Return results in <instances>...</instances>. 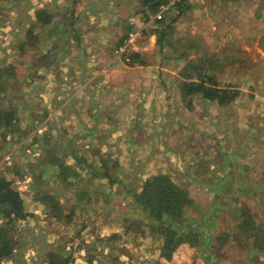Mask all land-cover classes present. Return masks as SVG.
I'll use <instances>...</instances> for the list:
<instances>
[{"label": "rangeland", "instance_id": "374dc122", "mask_svg": "<svg viewBox=\"0 0 264 264\" xmlns=\"http://www.w3.org/2000/svg\"><path fill=\"white\" fill-rule=\"evenodd\" d=\"M124 1L128 4L133 2V0ZM179 1L169 0L165 5L168 9L163 14V19L167 18V12L175 14L173 12H176L175 3ZM188 1L192 8L181 15L175 26L174 41L180 50L179 53L188 49L189 60L207 57L212 61L222 62L216 64L219 70L214 71L217 73L221 87L231 88L239 92V96L229 107L220 108L213 102L197 99L193 101V110L188 109L179 89L182 70L186 62L177 59L179 55L174 54L171 49L166 50L168 53L164 58L156 55L158 50L156 45L151 54L145 51L151 42L152 44L157 42L156 36L151 33L158 27V21H155L150 30H144L131 46V51H134L137 46L138 49H143L142 53L151 57L146 65L136 64L132 67L155 64L149 75H152L157 83H148L145 88H150V91L140 99L138 106L141 107L140 118H142L138 119L139 126L135 127L138 134L135 147L140 159H134V157L121 159L120 162L124 168L123 179L132 180L131 186H136L139 193L140 185L149 177L168 174L189 190L191 208L184 212L186 226L177 225L175 230L180 234L193 232L194 241L192 243L191 239L185 240L168 264H264V251L252 248L248 239L242 236H240L239 243L231 239L226 247L215 241V238L223 232L226 234L238 232L232 225L235 222L236 213H240L244 205L248 208L254 207L253 213L264 215V203L259 202V197H264V187L259 185L261 184L259 172L262 169L261 166H264V0ZM61 2L66 1L61 0ZM57 3L58 0L0 2V117L7 116L9 113L7 109L13 106L14 110L17 108L21 111V117L18 115V119L30 120L34 114L32 109L35 106L34 102L42 103L45 105L44 108L52 107L47 109V113L51 115L63 110V99L55 103L52 94L44 93L42 98L43 94L39 95L41 92L39 84L43 83L48 86L49 79L45 83V79L38 80L35 86L33 83L35 71L41 69V66L50 68L53 63L55 66L56 57L61 53L59 46L62 43L58 38L53 39V33L49 32V28L51 24L54 25L55 21L66 16L63 10L68 7H64L58 13L61 8H57ZM48 4H51L48 8L49 23L40 33V37L35 40L32 38L29 43L31 36L28 30L31 15L37 8ZM158 11L159 9L155 11L145 9L134 13L130 16L131 20L128 21V25L130 26V22L133 21L137 29H140L143 27L142 18ZM66 39L68 41V38ZM115 50L116 48L111 54V60L98 69L95 76L97 74V76H104L119 69L120 63L127 66L126 61L128 60L117 57ZM152 55L157 58V61ZM43 57L45 60L41 61ZM159 57L161 58L160 63ZM226 60H230L231 63H225ZM65 67L63 65L64 69ZM161 68L169 72H164V74ZM29 78L33 80L29 81ZM126 79L124 77L115 82L114 89L128 86ZM158 85L161 90L158 89ZM113 95L116 97V94L113 93ZM107 96L108 101L111 100L112 97L106 94ZM103 101L106 100L103 98ZM22 110H24L23 113ZM43 117L48 121L50 116ZM4 118L0 119V148L6 151L3 154L0 153V178L10 181L13 190H19L16 191L20 192L24 207L28 210L32 209L31 204L27 206L25 202L33 200L34 194L39 190H43L44 194L61 198L60 200L65 202V199L70 198V190L65 189L66 184L55 186V175L53 174L56 168L52 166L44 168L42 167V164H45L43 159L35 158L40 152L35 149L34 131L36 128L40 131L42 124L38 126L36 123L27 131L14 135L10 128L2 129L9 124L4 121ZM43 132L46 133L48 130ZM70 133L71 130H68V134L66 131L63 132L69 137ZM3 135L12 139H5L7 142H2ZM125 147L127 144L123 142L119 144L121 155ZM133 147L134 143L131 144L130 150ZM51 151L55 152L49 147L48 152ZM33 159H35L34 162H32ZM35 163L39 165V172L35 176L37 187L34 186L32 177V164ZM140 163L141 166H139ZM230 164L235 166L232 168ZM246 165H249L250 170L243 173ZM133 166L137 168L136 171L131 172L137 175L135 178L129 172L130 167L133 169ZM6 172H8V177ZM251 178L255 179L253 184L250 182ZM238 190H244V192H237ZM100 194L108 195L109 186L107 185L105 192L101 188ZM93 196L96 194L93 193ZM99 203L101 205L99 204V207L93 210L84 203L83 208H80L78 204L75 211L76 221L74 220L76 225L72 228L65 227L62 222L55 219L65 216V212L61 213L60 217L51 219L52 222L49 221L51 225L41 224L44 229L40 228L41 225L36 223L34 218L26 223L17 224L13 235L17 239L19 250L4 264H46L52 252L56 255L65 254L63 250L66 249L61 245L67 238L63 239V237L65 235L70 237L73 233H76L73 239L77 240L74 246L78 245L80 251L85 248L82 237L86 236L89 240L88 245L97 239L93 236L92 230L120 234L118 237L121 236V238L115 240L116 245L110 246L109 249H114L120 254L126 252L130 254L128 247L134 248L137 257L134 258L133 264H167L158 257V245L161 239L156 238V232L153 229L158 224L146 215L140 205H134L132 200L131 205L127 207L104 206L101 196ZM41 209L39 208V211ZM64 209L66 212L72 210L68 206ZM41 211L44 221L48 208ZM85 222L88 224L85 231L87 234L79 236L81 226ZM257 222L264 228V218L257 219ZM209 224L207 234L209 238H212L213 244L210 247L207 246L208 237L201 232ZM127 225L129 226L127 229L130 228L128 231L126 230ZM138 228L142 229V232H136ZM246 236L249 237V235ZM240 244H243L242 247H239ZM90 249L89 247L87 250ZM83 254V259L86 260L89 255H92L86 254V251H83ZM33 257H37L38 262H33ZM110 257L107 264H112L114 257L113 255ZM70 259L74 264L76 259H73V256H70ZM127 263L130 262L127 260L116 262V264Z\"/></svg>", "mask_w": 264, "mask_h": 264}, {"label": "crops", "instance_id": "0c3cea01", "mask_svg": "<svg viewBox=\"0 0 264 264\" xmlns=\"http://www.w3.org/2000/svg\"><path fill=\"white\" fill-rule=\"evenodd\" d=\"M65 1L66 2H61V0H58L57 8H61L58 12L60 13L64 7H68L63 10L66 16L61 17V19L57 17L60 20L54 23V25L57 23H63V25L58 24L54 29L51 24L49 28V32L53 33V39L54 37L58 38L59 42L62 43L60 46L58 43V46L61 48V53L56 57L57 64L54 66L53 63L50 68L47 66L39 69L40 67H38L39 70L35 71L34 80L32 78L28 79L29 81L33 80L34 86L37 84L38 80L45 79V83V81L49 79L48 86L45 84L43 85V83L39 84L41 86L39 95L43 94L41 96L42 98L44 93L52 94L53 99L55 98V103L57 100L63 99V110L58 114L51 115L47 113V109H51L52 107L44 108L45 105L42 103L37 102L36 104L34 102L35 106L31 108L34 111L33 117L35 118L32 117L30 120L24 119L23 121L21 118L18 119V115L21 117V111L17 108L14 110L15 107L11 106L7 111L9 115L13 113V119L9 121L7 126L2 127V129H5V127H7L6 129L10 128L12 133L16 135L18 132L27 131L36 123L38 126L42 124L40 131H38L37 128L34 131V135H36L34 139L35 149L40 152L35 158L41 157V159H43L44 163L47 164L46 166L42 164L44 168L48 166L56 168L53 174L55 175V186L56 184H66L65 189L70 190V198L65 199V202L64 200H60V204L63 207L67 208L68 206V208L71 207L72 210L76 211L78 204L80 208H83L85 204L88 208L93 210L99 207L100 196L103 198L104 206L127 207L131 205L132 200L134 205H136L135 195L138 193V189L136 186H131L132 180L123 179V172H114L118 182L113 185L115 187L108 185L109 194H105V196L104 194H100V189L104 186L106 180L94 178L88 166L92 164V160L100 150L102 151L101 155L107 154L113 160L121 161V159H129L132 157H134V159H140L135 147L136 136L138 135L135 131V127L139 126L138 119L142 115L140 112L141 107L138 105L140 99L150 91V88H145V86L148 83H157L156 79H153L152 75H149L150 70L154 68L153 65L155 64L130 68L120 63L118 66L119 69L111 71L104 76H97V74L96 77L95 73H98V69L102 68L111 60L113 50L117 47L119 40L126 35L128 21L131 20L130 16L146 8L137 0H133L130 4L124 0ZM66 38H68V41ZM154 45H156V42L155 44L151 42L148 49L145 51L151 54ZM142 50L143 49H138L137 46L134 48V52L140 51L142 53ZM36 57V59H38V56ZM156 59L154 60L157 61ZM160 59L159 57V63ZM63 65L66 66L65 69ZM161 70L163 73L169 72L164 68H161ZM124 77L127 78L126 81L128 86L114 89L116 86L115 82ZM158 89L161 90L159 85ZM113 93L116 94V97ZM106 94H108L109 97H112V95L114 97L108 101V96L106 97ZM103 98L106 100L105 102ZM27 108L29 109L30 107L28 106ZM23 112L24 110H22V113ZM42 114L46 117L48 115L50 116L48 121L44 119L45 117H43ZM144 123L147 124L146 121H144ZM45 130H48V132L44 133L43 131ZM68 130H71L70 137L63 134L64 131L68 134ZM3 132H5V130ZM4 136L5 135H3L2 142H7L5 139H12ZM134 137L135 139H133ZM122 142L127 144V147L124 148V153L121 155L119 144ZM132 143H134V147L130 150ZM49 147L55 151L54 153H52V151L50 153L54 154L55 156H53L59 159L60 162L63 163L64 161L67 165L75 166L69 173L71 179L68 182H60V180L57 179L59 176L58 168L49 163V159L53 158L50 157L48 152ZM4 151H6V149L0 148L1 154H3ZM66 157H69V159H66ZM81 158L83 159L79 160ZM34 160L35 159H33L32 162H34ZM141 163L139 166L142 165ZM38 167V164H32V177L34 178L33 184L35 187L38 186L35 180V176L37 172H39ZM136 169L135 166H133V169L130 167L129 172L133 178L137 175L131 172L132 170L136 171ZM6 173L8 177V172ZM76 173L79 174V177L75 180L73 176ZM75 182H77V184H74ZM39 187L43 189L42 186ZM84 190H86V193ZM111 191L115 197L111 196ZM122 192L124 194H122ZM93 193L96 194V196H93ZM37 194H44V192L43 190H39L38 193L34 194L33 200L26 201V205L28 206L31 204L32 209H25L27 212L33 214L35 222L41 225L44 224L43 215L41 217V210L47 209V206L41 204L35 198ZM129 194H131V196ZM90 196L93 197L90 198ZM39 208H42L40 210L41 212ZM64 212L66 213L65 215L69 213L68 211ZM75 216L76 214H74L73 219L76 221ZM40 228L44 229L42 225ZM85 231L82 232V236L87 234ZM75 234L76 233L71 234L70 237L65 235L63 239H67L61 245L67 250H63V253L65 251V254H63L64 256H73V259H76L74 264H107L112 255L114 257L112 264L125 260L130 262L127 264H133L134 258L137 257L132 247H128L130 254H128V252L120 254V252H116L114 249H109L110 246L116 245L115 240L121 238V236L118 237L120 234H111V232L103 233L101 231L94 232V230H92L93 236H96L97 239L91 241V244L88 245L87 243H89V240H87L86 236L84 238L82 237L81 239L85 242V248L80 251L78 245L74 246L77 241L73 239ZM89 247L91 249L87 250ZM18 250L19 248L17 246L14 249L13 255H15ZM120 250L121 249H119V251ZM83 251H86V254L90 253L92 255H89L87 260L83 259ZM51 254L52 256L48 258L46 264H48L53 256H57L54 252ZM32 259L33 262H38L39 260L37 257H33Z\"/></svg>", "mask_w": 264, "mask_h": 264}, {"label": "trees", "instance_id": "16d2710c", "mask_svg": "<svg viewBox=\"0 0 264 264\" xmlns=\"http://www.w3.org/2000/svg\"><path fill=\"white\" fill-rule=\"evenodd\" d=\"M1 1L8 0H0V2ZM225 1L240 2L245 0ZM138 2L146 9L155 11L158 10L160 6L167 5L169 0H138ZM175 5L176 12L173 11L175 14L167 12V18L158 21V27L151 31V33L156 36L157 40L156 47L158 50L156 55L164 58L168 53H166V50L171 49L174 51V54L179 55L177 56V59H182L186 62L182 70V80L179 83V89L182 99L185 101L188 109L193 110V101L197 99H202L205 102H213L220 108L233 105L239 96V92L228 87H221L217 73L214 72L219 70V67L216 66V64H220L222 62L218 60L212 61L207 57L189 60L188 49L179 53L180 50L176 41H174V34L176 33L175 26L181 15L187 13L192 8V5L188 0H180L179 2H176ZM50 6L51 4L43 7L41 6L32 13L30 29L28 30V34L31 36L29 43H31L32 38L33 40L38 39L40 37V33L44 31V27L49 23L50 15L48 13V8ZM58 24L63 25V23H57L56 25H53V28L55 29ZM130 31L131 27L127 25L126 35L119 40L116 48L123 45ZM192 47L193 46H191V48ZM44 57L41 58V61H44ZM152 57L156 59L154 55ZM127 59V66L132 67L136 64L146 65L151 57H148L146 54L141 52L131 51ZM225 63H231V61L226 60ZM38 67H40V64ZM1 118H4L5 122H9L13 119V113L10 115L8 114L7 116L3 115L0 119ZM101 153V150L97 152V155L91 162L92 164L89 165L88 168L92 171L94 178L106 180L104 186L102 187V190L105 192L107 185L113 186L118 182L114 172L122 173L124 168L119 160H113L109 155H101ZM49 154L50 157H53L52 153ZM82 159L83 158L79 160ZM49 163L58 168L59 176L57 179L60 180V182L66 183L71 179L69 173L75 168V166H72L71 168L66 162L63 161L62 163L56 157L50 158ZM249 165H246L243 173L250 170ZM234 166L235 165L230 164V167L233 168ZM261 167L262 169L259 172L261 177L259 182L261 184L259 185L264 187V166ZM232 175L235 176L234 174ZM78 177L79 174L76 173L74 174L73 179L76 180ZM254 181L255 179L251 178L250 182H252V184ZM74 184H77V182ZM11 186L12 184L10 181L0 178V222L3 223L0 225V264H4L7 260L14 256L13 254L14 249L17 246V239L13 233L17 228V224L26 223L33 218V214L27 212L25 209L19 192L13 190ZM140 186L141 191L135 195L136 202L144 209L148 217H151L155 222H157L158 226L153 229L156 232V238L158 240L161 239V242L158 245V257L160 260H164L168 264L173 260L174 255L185 240L191 239V242L194 241L193 232L190 234H180L177 230H175L177 225L186 226L184 221V212L188 208H191L189 190L184 188L178 181L175 180L174 177L168 174L151 176ZM84 191L86 193V190ZM240 191L242 190H238L237 192ZM242 192H244V190ZM110 194L115 197L111 192ZM36 198L41 204L46 205L48 208V212L43 221L44 225H51V219L54 220L55 217L61 216V213L66 211V209H64V207L60 204L61 198L46 194H37ZM259 202L264 203V197H259ZM214 208H216V205H214ZM253 208H248V206L244 205L241 212L236 213L234 218L235 222L232 226L237 229V233L226 234L223 232L219 237L215 238V241L219 242L221 246L226 247L229 245L231 239L239 243L240 236H242L243 238L248 239L252 248L264 251V228L257 222V219H263L264 215L260 216L259 214L253 213ZM215 213H217V211H215ZM52 214H54V216H52ZM74 214L75 210H72L64 217L55 219H58V222L60 223L62 222L65 227L72 228L76 225L74 224L73 219ZM87 227L88 224L86 222L83 223L79 236L87 229ZM128 227L129 226L127 225V231L130 229H127ZM209 227L210 224L204 228L206 232H204L205 230L201 231L202 234L207 237V230ZM136 232H142V229L138 228ZM246 235H249V237ZM208 239L207 246L210 247L213 245L212 238L208 237ZM242 245L243 244H240L239 247H242ZM48 264L72 263L70 257L57 255L53 256L49 260Z\"/></svg>", "mask_w": 264, "mask_h": 264}, {"label": "built area", "instance_id": "2783aa9c", "mask_svg": "<svg viewBox=\"0 0 264 264\" xmlns=\"http://www.w3.org/2000/svg\"><path fill=\"white\" fill-rule=\"evenodd\" d=\"M166 7L168 6L162 5L160 6L159 11L155 14L142 18L143 27L140 29H137L136 23L131 21V31L128 33L127 39L124 41L123 45H121L119 48H116L114 52L115 55L117 57H122V59L128 60L127 58L129 57V53L131 52V46L133 42L138 36H140V34L143 33L144 30H150V28L154 25L155 21L163 19V14L168 9Z\"/></svg>", "mask_w": 264, "mask_h": 264}]
</instances>
